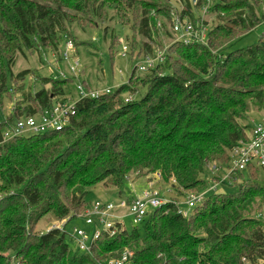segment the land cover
<instances>
[{"label":"trees","instance_id":"trees-1","mask_svg":"<svg viewBox=\"0 0 264 264\" xmlns=\"http://www.w3.org/2000/svg\"><path fill=\"white\" fill-rule=\"evenodd\" d=\"M110 1L119 7L126 3L130 12L140 3L144 10L137 28L133 25L131 30L150 42L137 45L135 53L131 51V37L129 55L134 65L129 83L99 97L77 101L75 114L60 131L4 141V126L18 116L42 113L54 102L64 100L70 90L67 85L75 88L72 77L36 75L43 86L24 96L22 102H14L5 124L0 125V264H10L5 254L8 251L20 264H108L107 257L120 259L126 249L132 251L129 264H264V221L254 209L257 200L264 203L259 169L251 167L248 177L239 172V185L229 194H212L207 178L209 171L219 168L216 164L214 170L209 169L210 163L229 166V150L247 137L248 125L242 126L237 120L248 109L245 98L264 108V30L257 43L237 47L241 38L264 24L260 13L263 0H214L212 10L241 31L231 45L213 54L215 74L208 71L209 65L191 71L175 63L178 52L174 46L183 45L177 42L166 49L163 62L139 77L135 76L137 61L154 53L152 24L157 30L165 28L164 23L155 24L152 12L145 10L144 5L151 3L0 0L1 108V95L12 92L13 79L23 80L29 73L23 70L13 75L11 67L17 53L39 49L59 52L67 27L83 20L99 27L100 21L109 19ZM181 1L189 6V0ZM221 30L219 26L216 32ZM212 34H207L209 45ZM114 43L112 38L110 50ZM191 45L206 44L194 41ZM217 69L220 72H215ZM226 79L247 89L242 92L217 86ZM83 82L87 89L92 88ZM140 87L146 88L140 99L125 100V92L136 93ZM22 142L25 144L20 145ZM130 172H139V176L158 172L179 194L206 193V198L189 217H184L171 199L141 224H133L132 230L124 223L113 236L102 231L89 250L78 245L76 251L71 249L65 226L92 204L87 199L90 187L105 183L120 198H130L124 196ZM63 193L71 196L69 202L75 211L63 203ZM50 211L60 218L68 217L64 226L40 235L33 233L32 225Z\"/></svg>","mask_w":264,"mask_h":264},{"label":"rangeland","instance_id":"rangeland-1","mask_svg":"<svg viewBox=\"0 0 264 264\" xmlns=\"http://www.w3.org/2000/svg\"><path fill=\"white\" fill-rule=\"evenodd\" d=\"M195 1L197 0H189V6H187L184 5L181 0H163V2L158 0H144V3H151L149 6L143 5L146 11L152 12V17L155 18V24L158 23L157 25H159V23H164L165 25L162 24L165 28L157 30L155 25L152 24L154 42H151L154 44V51H166V49L174 43L181 42L183 45L174 46L176 47L174 52L176 53V50L178 52V55L176 54V59L174 60L175 63H178V65L182 64L183 67H186L191 71H196L198 67L209 65L208 71L214 73V66H212L213 54L216 55L220 50L231 45V43L241 35V31L237 26L227 22L228 19L226 16L220 14L219 11L212 10L215 3L214 0H199L200 3L198 5L194 3ZM110 3L111 8L107 9L109 19L100 21L99 27H93V24L87 23L84 20L80 23L77 22L70 24L67 27L69 35L64 33L63 38L59 42L60 55L64 50L66 40H71L74 43V55L80 61L79 73L81 75V80H84L89 84L92 87L90 89L101 90L108 88L113 91L121 84L129 83L134 65V62L129 55L131 37H134V45L131 47V51L135 53H138L137 45L140 46L144 42H150V39L131 30L133 25H137V22L141 18V13L144 12L143 6L140 3L135 5V8L133 9L134 11L132 12H130L131 10H127L126 3L123 5L124 8L116 6L114 1H110ZM183 10H185V13H182ZM260 13L263 15V21L261 22L263 23L264 0L260 5ZM177 19L180 21L191 22L197 29L204 31L206 34H208L209 31H213L212 36L214 38L212 44L209 45L207 39H204L205 42H202L203 44H206L202 45V47L199 45H191L194 43V39L183 41L180 38V34L175 32L171 27L172 23ZM219 26H221L223 30L217 33L216 30ZM103 29L106 30L107 36H105ZM263 30L264 24H260L249 34L241 38L237 43V47H246L257 43L262 37ZM112 38L115 39V43L114 48L110 50L109 46ZM134 46L136 47L134 48ZM39 50H26L25 53H17L15 56L14 65L11 67L13 75L18 74L23 70H28L29 73L23 78V80L15 81L13 79V84L11 85L12 92L9 94L6 92L1 95L3 108L0 106V119H3L4 112L5 114H10L14 107V102H22L24 96L28 95V93L34 94L43 86L40 78L38 79L36 75H39V77L42 78L54 77L58 79L61 77V72H63L65 75L73 78L69 62L58 58L59 52L53 51L52 49L46 51ZM182 54L185 55V58ZM141 62L142 59L138 60L136 66ZM215 72H220V70L217 69ZM142 73V71L140 72L137 69L135 76H143ZM74 82H76L75 79L72 83ZM132 85L134 84L131 83V86ZM217 86L242 92L247 89L233 85L230 79H226L224 84H217ZM45 87L49 88L50 84H47ZM67 88L70 89L68 90L69 93L67 96L76 100L77 95L74 91L73 85L69 84L67 85ZM145 92L146 88L140 87L139 91L136 93L131 90L125 92L123 95L124 98H126V101L131 100L132 98L137 100L140 99ZM245 99L248 109L244 111L241 114L240 119L237 120L242 126L248 125L246 129L247 136L249 132V121L252 118L256 119L261 117L264 114V108L261 109L258 103L253 102L249 97ZM24 144L25 143L22 142L20 145ZM216 164H218L217 166L219 167L217 169L218 171L211 172L208 170L209 173H207V178L210 183L209 191L217 195L233 192L239 185V179L237 178V180L234 181L232 179L234 178V175H229L224 182H222L221 179L225 177L224 175L227 173L226 168H228V166H220L218 162H212L209 165V169L214 170ZM258 174L260 177L259 180L264 182V173L261 170H258ZM243 176L248 177V172H243ZM127 181L128 190L124 193V196L126 195L127 197H130L132 195H139L152 186L160 192V195L165 200L172 199L177 202L181 208H187L186 195L189 191H182V193L179 194L177 191L173 190L169 184L164 183L158 172L145 176H139V172H130ZM214 187L216 190H214ZM89 191L87 199L91 203H94L96 200L116 201L120 198L116 190L105 183H98L93 187H90ZM0 195H2V193H0ZM67 196L66 193H63V203L68 205L72 211H75L76 209L72 206V203L69 202L71 196L69 198ZM87 208L85 210L82 209L81 212L77 214V218H73L65 226L67 232L70 234V236L67 237V241L70 248L75 251L77 250V240L73 238V236H77L74 233L75 228L85 231L87 235L86 245L88 248L92 242L90 226L85 223L84 218L80 217L85 213ZM254 209L259 211L260 214L258 216L264 221V203H260L259 200H257ZM31 210H34V208ZM67 219L68 217L66 216L60 218L55 212L50 211L36 224L32 225V231L33 233L40 235L54 228H62ZM123 220L126 228L132 230L134 225L131 217L127 215ZM137 228L142 232L141 225ZM126 251L132 253L129 249L124 250L123 253ZM5 254L6 256H9L10 264H20L16 259L15 254L9 255V251L5 252ZM107 258L108 259L106 260L108 261V264H116L117 259H114L111 256ZM125 264H129L128 261Z\"/></svg>","mask_w":264,"mask_h":264},{"label":"built area","instance_id":"built-area-1","mask_svg":"<svg viewBox=\"0 0 264 264\" xmlns=\"http://www.w3.org/2000/svg\"><path fill=\"white\" fill-rule=\"evenodd\" d=\"M196 4V1L194 2ZM158 26H161L159 23ZM171 27L175 32L180 34V38L183 41L194 39L193 41L205 42L207 34L197 29L189 21L175 20ZM75 46L71 40L65 41L64 50L61 53V59L66 60L70 64V70L73 73L74 89L77 95V99L74 100L70 96H66L63 101L54 102L49 108H46L42 113H36L34 115H21L8 126H4L2 136L4 141L12 139L16 136H22L29 133H42L47 131H60L66 124H68L72 115L75 114V106L77 101L85 97L96 98L101 94L110 93V89H87L84 85V80H81L79 73L80 61L74 55ZM127 50V49H126ZM150 56H147L137 65L138 71L145 72L150 68L161 63L165 59V50H156ZM70 76L61 72L59 79H67ZM54 78V77H53ZM57 79V78H55ZM74 81V80H73ZM14 108V107H13ZM13 110V109H12ZM11 110V111H12ZM5 114L3 119H0V125L7 120ZM5 124V123H4ZM229 166L225 177L234 175L232 178L237 180V174L248 172L251 167L258 168L264 173V114L256 119L252 118L249 121V132L244 140L239 141L231 150H229ZM215 190V187H214ZM206 193L189 192L186 195L187 208L179 207V212L184 217H189L191 210L204 201ZM167 201L161 195L160 192L153 188L143 191L139 195H132L130 198L122 197L117 201L96 200L92 203L82 218L85 223L91 227L92 240L97 239L102 231L107 232L110 236L117 233L119 225L124 227V217L129 215L134 225L141 224L144 219L154 209L161 207ZM74 233L77 236H73L77 240V245L81 250H89L86 245L87 235L84 230L75 228ZM132 253L126 251L123 253L122 258L116 260V264H125Z\"/></svg>","mask_w":264,"mask_h":264}]
</instances>
